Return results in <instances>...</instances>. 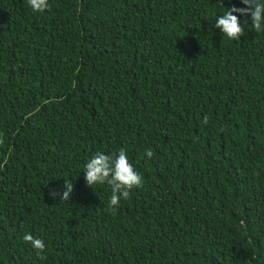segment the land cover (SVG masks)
I'll use <instances>...</instances> for the list:
<instances>
[{"label":"trees","instance_id":"1","mask_svg":"<svg viewBox=\"0 0 264 264\" xmlns=\"http://www.w3.org/2000/svg\"><path fill=\"white\" fill-rule=\"evenodd\" d=\"M48 3L0 0V264H264V31L214 26L247 5ZM120 148L143 186L112 211L83 169Z\"/></svg>","mask_w":264,"mask_h":264},{"label":"clouds","instance_id":"2","mask_svg":"<svg viewBox=\"0 0 264 264\" xmlns=\"http://www.w3.org/2000/svg\"><path fill=\"white\" fill-rule=\"evenodd\" d=\"M242 4L247 5L244 8L235 6L225 9L223 14L216 15L214 26L222 32L223 36L230 40H239L244 35V27L240 23L237 15L250 14L252 28L256 33L264 31V2L261 0H241ZM27 4L33 12L43 13L49 8L48 0H27ZM207 123V118L204 119ZM146 156L151 158L153 152L146 150ZM85 184L92 188L93 185L108 184L111 187V196L109 199V208L115 211L120 204L121 199L130 198V190L143 186V177L138 173L133 165L129 162L127 152L124 148H120L118 154L106 155L103 152H96L86 162L84 169ZM73 191V182L69 179L64 180L63 190H52L49 195L54 199L59 198L68 202ZM23 241L30 244L36 251L37 256L45 251V242L41 238L34 237L31 234H25Z\"/></svg>","mask_w":264,"mask_h":264}]
</instances>
